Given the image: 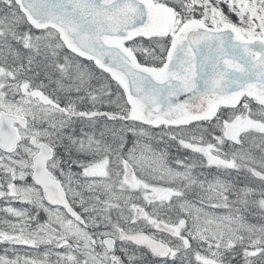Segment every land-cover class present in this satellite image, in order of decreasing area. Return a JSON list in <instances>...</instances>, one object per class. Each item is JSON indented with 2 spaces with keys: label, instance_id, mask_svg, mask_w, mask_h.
<instances>
[{
  "label": "snow or ice",
  "instance_id": "snow-or-ice-1",
  "mask_svg": "<svg viewBox=\"0 0 264 264\" xmlns=\"http://www.w3.org/2000/svg\"><path fill=\"white\" fill-rule=\"evenodd\" d=\"M0 264H264V0H0Z\"/></svg>",
  "mask_w": 264,
  "mask_h": 264
}]
</instances>
